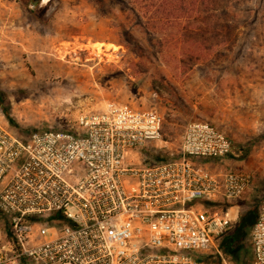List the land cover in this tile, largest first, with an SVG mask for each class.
Instances as JSON below:
<instances>
[{
    "label": "built area",
    "instance_id": "2783aa9c",
    "mask_svg": "<svg viewBox=\"0 0 264 264\" xmlns=\"http://www.w3.org/2000/svg\"><path fill=\"white\" fill-rule=\"evenodd\" d=\"M162 126L121 106L80 116V132L20 136L0 113V264H233L229 204L253 175L224 163L233 144L214 126L186 124L177 154L156 146ZM250 245L264 264V199Z\"/></svg>",
    "mask_w": 264,
    "mask_h": 264
},
{
    "label": "rangeland",
    "instance_id": "374dc122",
    "mask_svg": "<svg viewBox=\"0 0 264 264\" xmlns=\"http://www.w3.org/2000/svg\"><path fill=\"white\" fill-rule=\"evenodd\" d=\"M191 2L188 10L184 2L166 3L178 18L175 29H167L177 36L169 47L162 35L133 27L122 0H50L32 9L30 0H0L4 125L20 136L50 129L80 132L82 115L121 106L154 110L163 119V139L156 146L177 154L185 125L204 122L248 151L244 160H224L254 177L252 189L229 205L238 207L239 216L254 206L260 209L264 0ZM153 81L171 91L160 86L156 93ZM243 246V263L250 264V231Z\"/></svg>",
    "mask_w": 264,
    "mask_h": 264
},
{
    "label": "trees",
    "instance_id": "16d2710c",
    "mask_svg": "<svg viewBox=\"0 0 264 264\" xmlns=\"http://www.w3.org/2000/svg\"><path fill=\"white\" fill-rule=\"evenodd\" d=\"M99 1L102 2V0ZM122 1L124 5L126 4V7H129L127 9L132 17L131 23L133 24V27H140L145 32L153 30L157 33V35H162L161 41L163 42V44L169 47L175 46L177 36L174 33L168 32L167 29H175L178 18L175 14L174 8H165L166 3L169 5H175L178 2H184L185 6L187 7V10L190 9L192 6L191 0H127L128 2H125V0ZM128 37L133 40L132 36ZM136 46L140 53L144 55V49L140 46V44H137ZM161 78L163 79V77ZM156 84L157 83L153 81L152 87L153 90L156 91V93H159V87L161 85L157 87ZM161 87V89H163L164 91H171L169 85H167L168 88L163 86ZM173 93L175 92L173 91ZM2 112L6 117L8 123L10 125H13L12 121L8 117L7 111L2 108ZM147 154H149L150 158H152V160L154 161L159 159H165L163 152H160L157 155H153L151 153ZM247 155L248 151L246 148L233 146L230 157L235 158L237 160H244ZM258 212L259 208L254 206L242 213L238 217V220L236 221L232 232L228 236H226L221 243V248L223 250L224 255L226 257H232L231 262L233 264H244L243 254L245 252V248L243 246V242L247 237L248 232L251 231L252 226L255 224L256 219L258 217ZM217 264H219V262Z\"/></svg>",
    "mask_w": 264,
    "mask_h": 264
},
{
    "label": "water",
    "instance_id": "95a60500",
    "mask_svg": "<svg viewBox=\"0 0 264 264\" xmlns=\"http://www.w3.org/2000/svg\"><path fill=\"white\" fill-rule=\"evenodd\" d=\"M42 1V2H41ZM50 0H30V9L34 8L37 4L42 3V4H46L48 3ZM53 9V8H52Z\"/></svg>",
    "mask_w": 264,
    "mask_h": 264
}]
</instances>
